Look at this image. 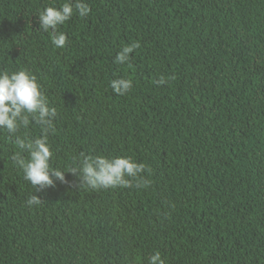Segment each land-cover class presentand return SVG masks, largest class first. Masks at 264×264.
I'll return each instance as SVG.
<instances>
[{
	"label": "trees",
	"instance_id": "obj_1",
	"mask_svg": "<svg viewBox=\"0 0 264 264\" xmlns=\"http://www.w3.org/2000/svg\"><path fill=\"white\" fill-rule=\"evenodd\" d=\"M64 2L0 0V70H29L56 107L52 167L130 156L148 183L93 190L66 172L35 192L0 129V264H148L156 251L165 264H264V0H86L57 49L39 12ZM120 77L133 82L123 96ZM33 193L43 201L29 207Z\"/></svg>",
	"mask_w": 264,
	"mask_h": 264
},
{
	"label": "clouds",
	"instance_id": "obj_2",
	"mask_svg": "<svg viewBox=\"0 0 264 264\" xmlns=\"http://www.w3.org/2000/svg\"><path fill=\"white\" fill-rule=\"evenodd\" d=\"M91 12L86 0H66L60 7L47 6L39 12V29L49 33L53 46L62 49L67 46V34L59 31V27L69 21L73 15L86 17ZM139 47L138 42L123 46L115 56V62L125 64L130 61L131 54ZM166 81L160 78L154 83L163 85ZM110 87L117 96L127 94L133 87L130 78L120 77L110 82ZM57 109L51 106L37 76L27 69L9 72L0 70V129H6L15 136L13 143L21 150L12 156L13 164L23 172L25 181L40 192L54 186L56 180L66 182L65 173L71 172L79 179L81 185L93 189H109L117 187L147 186L148 181L141 176L150 171L148 165L136 162L130 156H105L81 153V158H74V166L69 171L52 167L53 155L48 140L49 130L54 131V120ZM35 122L41 128V135L31 138L19 136L21 128H27ZM28 153L25 158L21 153ZM42 199L32 194L26 204L29 207L39 206ZM148 264H165L159 251L148 258Z\"/></svg>",
	"mask_w": 264,
	"mask_h": 264
}]
</instances>
